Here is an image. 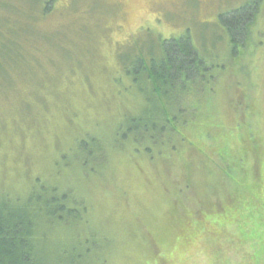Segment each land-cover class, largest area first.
Wrapping results in <instances>:
<instances>
[{
  "label": "rangeland",
  "instance_id": "1",
  "mask_svg": "<svg viewBox=\"0 0 264 264\" xmlns=\"http://www.w3.org/2000/svg\"><path fill=\"white\" fill-rule=\"evenodd\" d=\"M253 4L233 55L220 17ZM10 31L0 198L68 195L78 220L51 229L48 253L67 248L71 261L89 246L79 264H264V0H0L1 48ZM185 36L212 69L179 97L191 105L185 121L160 141L124 139L120 126L158 111L120 55L150 58ZM245 135L257 154L242 151ZM88 136L103 153L94 148L84 168Z\"/></svg>",
  "mask_w": 264,
  "mask_h": 264
},
{
  "label": "trees",
  "instance_id": "2",
  "mask_svg": "<svg viewBox=\"0 0 264 264\" xmlns=\"http://www.w3.org/2000/svg\"><path fill=\"white\" fill-rule=\"evenodd\" d=\"M257 8L254 4L246 5L231 14L221 15V24L231 37L233 55L237 54V46H239L237 43L238 33L243 34L244 27H248L247 30L249 31ZM250 19L252 21L246 24ZM10 34L13 33L10 31L9 35L5 33L6 36H2L4 42L2 48L0 47V57H4L7 61L9 53L5 51L3 45L7 44L5 40L10 38ZM18 43L19 41H17L15 48L17 53L14 58L19 57ZM158 53H151L149 54L150 58H148V55H144V51L141 49L131 55H120L123 69L128 76L134 77L137 83L143 81L141 84L144 91L150 87L151 95L148 104L157 106L158 111L157 114H150L148 119L145 117V120H130L129 128L120 126L119 133H126L124 139L128 134L142 131L149 135L152 140L158 139L160 141L168 129L175 133L178 132L179 125L185 121V119L181 120L180 118L182 109H184L182 105L185 104V101H180L179 97L188 96L191 89L200 91L201 88L195 86L196 78L200 80L198 84L203 85L207 82L208 74L212 72L188 36L180 39L163 40ZM185 105V109L191 108L189 102ZM81 141L79 146L81 151L86 153V159H83L85 161L80 162V164L87 168L88 154H94V148L103 153V148L100 146L99 140L91 136L85 137ZM254 143L248 135H245L242 138V151L245 153V151L251 150L257 154L258 148L254 146ZM221 157L225 159L224 155ZM99 159L103 162V154L99 153ZM239 191L243 190L239 188ZM78 211V207L70 205L68 195H61L57 188H45L40 192L33 190L27 200L14 198L10 195L1 197L0 264H79L77 258L89 255L87 252L90 250L89 246L82 248L81 252L75 251L71 261L64 260L67 258L64 255L67 248L64 250V248L60 249L59 247L56 249L57 251L53 250L54 253H48V248L45 246V240L51 229L57 224L65 228L71 224L72 219L77 221Z\"/></svg>",
  "mask_w": 264,
  "mask_h": 264
}]
</instances>
